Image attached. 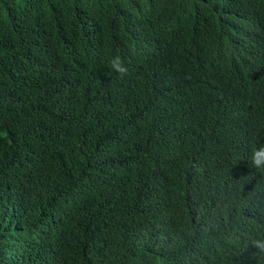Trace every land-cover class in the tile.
Listing matches in <instances>:
<instances>
[{"label":"trees","instance_id":"obj_1","mask_svg":"<svg viewBox=\"0 0 264 264\" xmlns=\"http://www.w3.org/2000/svg\"><path fill=\"white\" fill-rule=\"evenodd\" d=\"M261 146L264 0H0V264H264Z\"/></svg>","mask_w":264,"mask_h":264},{"label":"clouds","instance_id":"obj_2","mask_svg":"<svg viewBox=\"0 0 264 264\" xmlns=\"http://www.w3.org/2000/svg\"><path fill=\"white\" fill-rule=\"evenodd\" d=\"M108 66L113 73L118 75L119 79H123L129 75L128 66L118 54L108 61ZM250 159L253 168L257 170L264 169V146L253 147ZM252 244L258 251L264 252V238H258L254 240Z\"/></svg>","mask_w":264,"mask_h":264}]
</instances>
